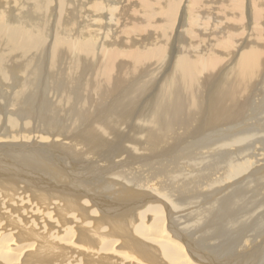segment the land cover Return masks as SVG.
I'll return each instance as SVG.
<instances>
[{"label":"bare ground","instance_id":"bare-ground-1","mask_svg":"<svg viewBox=\"0 0 264 264\" xmlns=\"http://www.w3.org/2000/svg\"><path fill=\"white\" fill-rule=\"evenodd\" d=\"M0 100V264H264V0H0Z\"/></svg>","mask_w":264,"mask_h":264},{"label":"rangeland","instance_id":"rangeland-1","mask_svg":"<svg viewBox=\"0 0 264 264\" xmlns=\"http://www.w3.org/2000/svg\"><path fill=\"white\" fill-rule=\"evenodd\" d=\"M259 88H260V86H259ZM256 92H258V91H256ZM260 92H261V91H260ZM256 98H258V97H256ZM2 100H3V99H2ZM257 101H258V99H257ZM0 102H2V101L0 100ZM253 105H254V104H253ZM243 110H244V108H243ZM19 119L22 120L21 118H19ZM24 120H25V119L23 118L22 121H24ZM250 120H251V121H254L252 118H249V120H247L248 123H250V122H249ZM231 124H234V123H231ZM237 124H238V123H237ZM237 124H236V125H237ZM234 125H235V124H234ZM238 125H240V123H239ZM1 126H2V128L4 129V125L2 124ZM18 127H19V125H18ZM18 127H17V129H18ZM1 135H3V134L0 133V136H1ZM16 141H17V140H16ZM18 141L21 142V140H19V139H18ZM256 144H257V143H256ZM256 144L254 145V149L257 147ZM255 146H256V147H255ZM257 152H258V151H257ZM259 153H260V152H259ZM260 157H261V155H260L258 158H260ZM23 171H24V172H23ZM20 172L27 173L24 169L20 170ZM208 201H209V200H208ZM50 219H52V218H50ZM172 227H174L173 224H172ZM4 230H5V229H2L1 231L4 232ZM12 230H13V229H12ZM174 230H177L176 227H174ZM1 231H0V232H1ZM9 231H10V229L7 230L6 233H9V235L11 234V235H12V236H11L12 238L15 237V239H12V240H13L14 242L16 241V243H17V245H15L16 243H13V241H10L11 243L9 242V245H8L9 247H8V248H9V249L11 248L12 251H13V250H16V251L19 250L20 247H21V245H24V243H25V244H29L30 241H31L30 239H32V238L29 239L28 237L25 238V236L22 234L21 231H17V232H15V234H13V231H11V233H10ZM232 233H234V234H232V237H233L232 240H233V241H231V242L235 243V240H236V238H237L236 236L240 233V231H239V230H234ZM235 233H236V235H235ZM5 235H8V234H5ZM18 235H20V236H18ZM121 236H122V235L120 234V236H117V238H120ZM235 237H236V238H235ZM5 238H6V237H4V238H1V237H0V246H1V247L5 245V244H4V243L6 242V241L4 242V239H5ZM72 239H74V238H72ZM28 240H29V241H28ZM33 240H34V239H32V241H33ZM27 241H28V242H27ZM74 241L77 243V245H79V244H78L79 242H77L76 239H75ZM23 242H24V243H23ZM43 242H45V241H43ZM147 242L150 244V243H153L154 241H147ZM231 242H230L229 244H231ZM7 243H8V242H7ZM247 243H248V244H247L248 246H247V245H244V244H242L241 246H243V247H245V246L249 247V245L251 246V243H250L249 241H248ZM255 243H256V242H255ZM2 244H3V245H2ZM11 244H12V245H11ZM13 244H14V245H13ZM20 244H21V245H20ZM229 244L226 245V246H227V247H226L227 250L230 249L231 246H233V245L230 246ZM252 244H253V243H252ZM10 245H11V246H10ZM234 245H235V244H234ZM118 246H119V244L116 245L115 247L118 248ZM229 247H230V248H229ZM200 248H201V246H200ZM153 249H154V248H153ZM7 250H8V249H7ZM122 252L125 253V254H128V251H126V250H124V251H122ZM194 253H195V251H194ZM146 254L149 255V256H146L145 259H146L147 261H149V260L151 261V259L153 258L152 256H153L155 253H154V252H150V253L146 252ZM2 255H3V254H2ZM128 256H130V255H128ZM131 257H132V256H131ZM0 258H2V257H0ZM76 261H78V260H70V261H69V264H72V263L74 264V263H76ZM150 261H149V262H150ZM202 261H203V260H202ZM202 261L199 260V263L202 262ZM149 262H146V263L149 264ZM202 263H204V262H202Z\"/></svg>","mask_w":264,"mask_h":264}]
</instances>
